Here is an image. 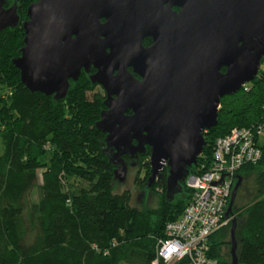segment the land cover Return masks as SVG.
<instances>
[{"label": "trees", "instance_id": "16d2710c", "mask_svg": "<svg viewBox=\"0 0 264 264\" xmlns=\"http://www.w3.org/2000/svg\"><path fill=\"white\" fill-rule=\"evenodd\" d=\"M36 1L7 0L6 7L17 4L20 20L0 32V264H152L159 241L167 237V225L180 219L192 189L186 178L182 190L169 199L168 165L149 187L148 146L138 161H145L140 183L160 197L159 207L136 206L131 192L116 191L114 166L104 152L106 134L97 127L106 95H91L98 85L91 80L94 68L70 80L67 95L60 99L32 92L22 82L14 59L21 55L23 25ZM149 43L151 38L144 41ZM263 106L260 70L253 82L222 97L218 123L205 130L206 144L189 174L207 171L217 139L235 127L258 124ZM238 177L243 181L254 177L251 185L242 182L247 200L232 212L237 220L238 264H264V146L261 159L246 164ZM73 179L86 185L76 187ZM36 188L37 201L32 199ZM232 223L210 238L209 256L219 264H229L223 247L229 244Z\"/></svg>", "mask_w": 264, "mask_h": 264}, {"label": "water", "instance_id": "95a60500", "mask_svg": "<svg viewBox=\"0 0 264 264\" xmlns=\"http://www.w3.org/2000/svg\"><path fill=\"white\" fill-rule=\"evenodd\" d=\"M5 4L0 0V32L20 20L17 4ZM28 17L14 59L22 82L60 99L70 80L95 68L92 82L107 91L97 127L107 133L115 177L127 173L124 154L137 157L149 146L148 185L168 165L169 199L203 152L222 97L253 82L264 58V0H38ZM242 182L238 177L227 216ZM236 227L234 220L229 264L239 263Z\"/></svg>", "mask_w": 264, "mask_h": 264}, {"label": "built area", "instance_id": "2783aa9c", "mask_svg": "<svg viewBox=\"0 0 264 264\" xmlns=\"http://www.w3.org/2000/svg\"><path fill=\"white\" fill-rule=\"evenodd\" d=\"M260 70L264 73V58ZM264 146V106L262 120L252 127H235L214 145L211 167L201 174H189L193 190L184 213L166 227L167 237L157 245L152 264H218L209 256L211 236L231 222L227 208L238 172L259 161Z\"/></svg>", "mask_w": 264, "mask_h": 264}, {"label": "rangeland", "instance_id": "374dc122", "mask_svg": "<svg viewBox=\"0 0 264 264\" xmlns=\"http://www.w3.org/2000/svg\"><path fill=\"white\" fill-rule=\"evenodd\" d=\"M262 63V62H261ZM92 94L98 95L100 98H105V92L102 87L100 86H95V89L91 92ZM150 160V158H149ZM145 166V161L141 162H136L135 165L129 164L128 163V169L125 177L119 175L116 180V191L119 193L129 191L131 192L132 195V201L133 204L139 207H148V208H158L159 205L161 204L160 197L153 193L152 191H146L145 187L141 186V180L145 176V170H143ZM71 182H74L76 187H84L86 185L85 182L83 181H77V180H71ZM245 184L248 183V185L253 184L254 182V177H251L249 179H245L243 181ZM44 179H43V169H40L38 171V184L39 186L43 185ZM244 185L241 186L239 192L237 193L232 212L234 210V207H238V209L243 208L244 204L246 203L247 200V191L244 189ZM193 193V190H192ZM40 198V188H36L32 194V199L37 201ZM230 213L229 217L231 218V221H234V214ZM237 221V220H236ZM228 225V224H227ZM227 240L229 242L228 245H225L224 248V253L228 252V263H231L232 261V254L231 248V237L230 235L227 237ZM219 264V263H218Z\"/></svg>", "mask_w": 264, "mask_h": 264}, {"label": "flooded vegetation", "instance_id": "af4514ba", "mask_svg": "<svg viewBox=\"0 0 264 264\" xmlns=\"http://www.w3.org/2000/svg\"><path fill=\"white\" fill-rule=\"evenodd\" d=\"M7 1V0H6ZM175 9H178V8H176L175 7ZM148 38H151V37H146L144 40H143V44H144V41L146 40V39H148ZM153 39L151 38V43H149L148 45H145V46H151L152 44H153ZM92 69H93V67H92ZM91 69V70H92ZM95 69V68H94ZM96 70V69H95ZM130 70L132 71V69L130 68ZM96 72V71H95ZM92 73H94V72H92ZM91 73V74H92ZM137 77H139L140 79H141V77L140 76H138L137 74H135ZM98 84V83H97ZM100 87H102L103 88V90L105 91V94H106V99H107V91H106V89L101 85V84H98ZM105 99V100H106ZM107 108V106L104 108V109H106ZM103 109V110H104ZM102 110V111H103ZM130 113H132V111H129V114ZM105 134H106V136H107V133L105 132ZM134 142L136 143L137 141L136 140H134ZM106 145V144H105ZM142 155H145V154H139L137 157H132L130 154H124L123 155V157H124V160L127 162V163H129V164H132V165H135V163L137 162V161H139L140 160V158H141V156Z\"/></svg>", "mask_w": 264, "mask_h": 264}]
</instances>
